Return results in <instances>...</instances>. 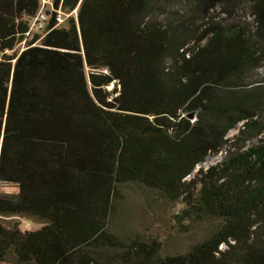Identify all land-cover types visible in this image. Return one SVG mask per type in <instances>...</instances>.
Here are the masks:
<instances>
[{
  "label": "trees",
  "instance_id": "1",
  "mask_svg": "<svg viewBox=\"0 0 264 264\" xmlns=\"http://www.w3.org/2000/svg\"><path fill=\"white\" fill-rule=\"evenodd\" d=\"M241 4L252 22H228ZM52 6L35 31L38 0H0V183L17 188L0 193V264H264V0ZM133 189L207 234L173 255L118 237Z\"/></svg>",
  "mask_w": 264,
  "mask_h": 264
},
{
  "label": "rangeland",
  "instance_id": "2",
  "mask_svg": "<svg viewBox=\"0 0 264 264\" xmlns=\"http://www.w3.org/2000/svg\"><path fill=\"white\" fill-rule=\"evenodd\" d=\"M244 6L245 4H241L235 12L233 19L228 22H252V17L249 11L244 9ZM218 19L226 18L221 15ZM255 79L264 86V65L252 74V80ZM237 133L238 131L236 129L231 130L226 138L231 139ZM225 154V150H223L219 154L209 155L202 164L195 168L192 175L187 177V180L192 179L199 170L207 171L211 167L221 164ZM16 192L17 188L15 186L0 183V193L14 194ZM125 195L126 200L122 207L123 209L113 220L111 232L122 239L134 237L135 235H139L144 239L157 236L162 241V255H173L185 252L195 241L203 238L211 226L210 223L191 225V223L185 222L188 228L185 230L173 220V216L180 211V206H175L165 211L163 208L157 207L149 201V198L152 197L149 191L141 189H133L126 192ZM11 222L12 224H18L21 230H37L41 227L40 224L24 218H12ZM222 248L224 249L225 246H222Z\"/></svg>",
  "mask_w": 264,
  "mask_h": 264
},
{
  "label": "built area",
  "instance_id": "3",
  "mask_svg": "<svg viewBox=\"0 0 264 264\" xmlns=\"http://www.w3.org/2000/svg\"><path fill=\"white\" fill-rule=\"evenodd\" d=\"M38 1L40 3V9L37 12L35 18L33 19L30 27L31 30L42 31L45 28L46 22L48 20V15L45 14V10L47 8H51V10L53 11L52 9L53 0H38ZM54 11L56 14L55 17L56 25H60L66 17H69L71 15V14L63 15L62 12L60 11V8ZM73 14H76V11H73Z\"/></svg>",
  "mask_w": 264,
  "mask_h": 264
},
{
  "label": "water",
  "instance_id": "4",
  "mask_svg": "<svg viewBox=\"0 0 264 264\" xmlns=\"http://www.w3.org/2000/svg\"><path fill=\"white\" fill-rule=\"evenodd\" d=\"M187 118L192 120L193 119V114L187 115Z\"/></svg>",
  "mask_w": 264,
  "mask_h": 264
}]
</instances>
